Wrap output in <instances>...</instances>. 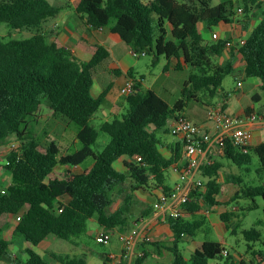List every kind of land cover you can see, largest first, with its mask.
<instances>
[{
	"label": "trees",
	"instance_id": "obj_1",
	"mask_svg": "<svg viewBox=\"0 0 264 264\" xmlns=\"http://www.w3.org/2000/svg\"><path fill=\"white\" fill-rule=\"evenodd\" d=\"M80 0L76 11L91 29L109 27L111 32L125 41L134 52L153 54L158 60L165 56L175 69L191 67L192 71L182 88V97L170 104L152 88L144 90L140 83L136 91L123 96L126 112L120 117L96 125L94 117L108 108V94L112 84L95 97L92 88L98 71L110 57V51L97 44L89 59H83L65 45L52 41L43 29L50 18L57 17L59 6L49 0H0V24L13 29L35 32L27 38H5L0 35V145L11 139L19 142V150L7 155L10 164L0 158V176L10 172L12 182L5 192L0 191V218L4 214L20 216L14 235L24 238L32 246H39L51 236L72 240L87 231L90 219H97L106 230L118 228L128 231L132 225L127 206L108 212L114 203V191L129 179L134 190L151 185H161L165 191V172L172 166H183V141L171 146L172 155L166 157L160 150L159 131L170 133L168 120L184 111L191 100L214 98L222 88L225 77L233 72V62H217L228 41L216 39L208 43L200 30L204 24L210 28L220 22L229 23L235 15L234 0ZM244 14L250 16L262 6V0H243ZM112 20H116L111 24ZM239 52L245 60L247 77H258L264 90V18L239 43ZM168 68V66H167ZM167 68L165 70H167ZM204 102V100H203ZM62 118L67 127L75 130L74 140L81 146L73 151L54 139L45 143L46 135L35 134L29 123L41 117ZM110 136L101 151L94 145L99 132ZM75 145H73L74 147ZM223 156L239 168L250 170L257 157L258 174H264V142L241 148L229 138ZM91 166L81 172L71 169L58 177L60 165L78 166L88 158ZM139 157L141 160H139ZM123 158L124 170L116 167ZM183 161V162H182ZM182 162V163H181ZM222 163H204L201 175L202 187L193 188L185 213L178 219L170 218L174 232L168 250L173 255L170 264H248L234 255H223L225 246L216 240L206 239L191 258H186L180 244L185 235L197 236L207 222L201 213L204 206L212 208L220 201L222 185L219 172ZM240 189L233 201L247 197L253 201L257 196L264 199V183L246 184L240 175L234 177ZM205 188V190H203ZM68 196V202L60 200ZM131 196L128 195L127 202ZM255 209L257 205H249ZM62 209V211H60ZM154 211L149 206L142 214ZM232 213H222L221 218L228 229ZM139 221V220H138ZM208 229H205L207 232ZM236 234L235 228L232 229ZM247 252L252 243L263 242V234L257 228L244 229ZM97 235V234H96ZM104 244V243H103ZM11 242L3 236L0 226V259L12 258V264H47L33 247L27 248L28 258L22 261L10 254ZM263 254L264 249L254 251ZM57 257L61 264H87L85 258ZM103 264H128L124 257L113 259L102 256ZM221 261L212 263L213 259ZM134 264H145V257L135 258Z\"/></svg>",
	"mask_w": 264,
	"mask_h": 264
},
{
	"label": "rangeland",
	"instance_id": "obj_2",
	"mask_svg": "<svg viewBox=\"0 0 264 264\" xmlns=\"http://www.w3.org/2000/svg\"><path fill=\"white\" fill-rule=\"evenodd\" d=\"M53 5L59 6L61 8V14L58 17L59 19L66 18V11L74 12L75 9L73 8V5L78 3L80 0H49ZM220 0H213L212 4H217ZM71 4V6H70ZM236 12V10H235ZM238 17H243V14L237 15ZM52 19H56L55 17ZM116 20H112L111 24H114ZM44 31V29H42ZM35 30L31 31L28 29H13L6 23L0 24V35L3 37L9 39V38H27L30 37ZM48 34V33H47ZM49 37H51V34H48ZM121 43L122 47L118 50V54H121V56L124 57V60L130 61L132 64H134V76L141 80L143 77V83L142 88L144 90L150 88L156 80H165L169 82L171 87H174V90L172 94H170L169 97H167V100L172 104L175 102V100H178L182 97V88L184 86L185 81L188 79L190 73L194 71L191 67H185L184 69H175L172 68V65H170L169 72H164V68L166 64L168 63V60L165 56H161L158 60L154 57L153 54H145L140 56H133L128 54V47L126 48L125 42L118 36H113ZM125 53V55H124ZM116 77L115 85H114V93L119 92V85L124 80V76L122 77ZM236 78H238V75L235 73H231L227 75L223 81L222 89L220 90L221 95L226 96L230 95L229 102H237V98L234 96V89L236 87ZM244 85V90L246 91V96L244 97L242 103L244 105H255L257 110H262L264 107V99L261 101L254 100V95L257 93H261V95L264 96V90L257 89L251 84ZM202 100L195 101L191 100L188 102V105L185 107V111L189 113H193L197 111L200 112V115L198 114L199 120H205V113L207 112V106H206V99L204 96L201 95ZM221 98L219 95L216 97V101H218ZM121 95L118 100V108L121 109ZM204 100V102H203ZM120 112V113H119ZM126 112V110H120L115 112L118 117L121 118L122 114ZM119 113V115H118ZM101 114L97 118L94 119V123L98 125L101 122ZM115 118L114 116L112 119ZM196 118V117H195ZM197 119V120H198ZM195 122V121H194ZM29 127L33 128V131L35 134L38 135H46L45 140L43 142L47 143L51 139L59 141L62 146L64 147L63 150L66 148H69L70 146L75 144L74 136H75V130L74 128L68 127V131L65 130L67 127V121L62 118H54V117H41L39 119L32 120L29 123ZM159 140L162 142L168 141L173 142L176 140V137L171 133H164L162 131H159L157 134ZM110 136L105 132H99V138L97 142L94 145L95 151H101L109 141ZM13 142V139L9 141L6 144L0 145V158L5 159L6 155L10 152V144ZM256 143L260 142V140L256 139ZM81 146L80 142H78L77 146H74L71 148L70 151H73ZM212 159L219 158V155L221 153L217 152L216 150H212ZM209 155V153H208ZM207 155V157H208ZM253 163L249 166L250 170L247 171L244 168H236V170L231 171L230 168H227V170L224 172L222 178H221V185H222V191L221 194L218 196L221 200V204L218 206L219 208L216 209L217 213H224L227 211H231L232 213L230 217V225L232 228H235L236 234L229 231L227 233L225 224L223 222H220L221 224V232H219L218 235L214 234L213 231L207 230L208 223H206L202 228H200L197 232V236L193 237L195 239L190 240L193 241V247H189L187 250V256L191 258V255L193 254V249L196 247V245H200V242L206 239L209 240H216L218 241L220 237H225L227 239V242L225 243V248L229 251L231 255H234L237 261H240L242 258H249L251 257V252H247V241L244 237L243 230L244 229H251V228H257L259 229L263 234V240H264V199L260 196H257L255 200L253 201L250 198L242 197L235 201H233V198L238 193L240 186H236V184H233L232 181L229 179L230 172H235L236 174H239L241 177H243V180L246 184L250 185H260L264 183V174H258L257 168L259 166L257 157H254ZM93 163V159L90 157L88 158L84 163L83 167L88 166L89 164ZM64 166L66 165H60L56 168L55 175L58 177H61L67 168ZM119 168H123L121 164H117ZM75 172H80L81 168L76 167L74 168ZM178 173L177 171L172 168L166 173L167 181L171 185L174 184L175 178L177 177ZM169 177L171 180H168ZM204 180V179H203ZM205 181V180H204ZM12 182V175L10 172H3L2 176L0 177V191H2L3 188H7ZM134 181L129 179L125 184L119 186L114 191V203L111 205L108 209V212H112L113 210L119 209L121 206L126 205L127 206V214L130 216L131 221H137V219H140V216L147 210V208L154 202L155 200V194H154V188L155 186L151 185L149 187H146L145 189H139L134 190L133 188ZM205 190V188H203ZM238 190V191H237ZM130 195L131 199L130 202H127V197ZM150 204V205H149ZM257 205V208L255 209H248L247 207L249 205ZM208 206H204V211H208ZM153 212V210H152ZM151 212V214H152ZM215 212V211H214ZM215 214V213H214ZM10 219V218H9ZM218 222L219 220L216 219ZM98 224L97 219L93 218L90 219L88 222L87 231L80 236L74 237L72 240H66L60 237L51 236L44 240L42 244L39 247H36L35 250L40 253L44 260L47 262V264H61L60 260L55 257L54 255H57L58 257H78V258H85L87 260V264H103L102 255L108 254V255H114L119 257L122 253V247L123 244L120 241L119 235L116 233L110 242L108 243H100L96 239L95 233L98 230ZM3 236L11 242L13 245L11 247V254L13 257L16 256V258H20L22 261H26L28 256L25 253L17 252L16 249H21L22 245L18 242L17 238L14 236L13 233L8 231L6 228L3 231ZM188 239H192L191 236L185 235ZM186 238V239H187ZM173 239V235L170 234H164L163 240L165 241L163 245H171V241ZM251 244H253L251 242ZM182 247L187 248V243L180 244ZM256 248L264 249L263 242H256L254 244ZM18 250V251H19ZM251 251V250H249ZM14 253H18V255H14ZM191 254V255H190ZM160 255L156 256L155 259L150 260V264L155 263H166L168 261L167 258L159 259ZM261 258V257H260ZM162 261V262H161ZM221 259H213L212 263L220 262ZM258 261V260H257ZM263 261V260H262ZM135 260L133 259L130 261L131 264H134ZM0 264H12V258L6 257L4 259H0Z\"/></svg>",
	"mask_w": 264,
	"mask_h": 264
},
{
	"label": "crops",
	"instance_id": "obj_3",
	"mask_svg": "<svg viewBox=\"0 0 264 264\" xmlns=\"http://www.w3.org/2000/svg\"><path fill=\"white\" fill-rule=\"evenodd\" d=\"M221 1L222 0H220L219 2H221ZM262 1H263V6L256 13H251L250 16H247L246 14L243 13V17L241 18V17L237 16L239 14L236 12L235 15L233 16L232 21L229 23L220 22L217 25H214L210 28L206 27L204 24L200 25V30L203 34V37L205 38V40L208 43L215 42L216 39L213 38V33L218 34L217 39L232 42V46L225 48L222 56H220L217 59V62H219V63H225L226 61L233 62V72L232 73H235L238 75V78H236L237 82H236V87L234 89V93H235L234 96L237 98L238 101L232 102V103L229 102L230 101L229 100L230 95L229 94L226 96L221 95V92H220V90L222 89L221 88L218 90V93L214 98L205 97L206 102H207L206 103L207 112L205 113V120H199L198 119V117H199L198 114L200 115V112L198 113L197 111H195L193 113H189L188 111L186 112L185 109L182 112L186 116H188L189 119H191L192 121H195V123L201 125L211 135H215L216 133H218V129L216 128L215 122L213 120L209 119V112L213 108H216V109L222 108L223 111L229 115L249 117L250 115L256 114L257 118L255 120H248L246 123L247 128H249L253 133L251 146H256V145L264 142V107L262 108V110H257L255 105H253V104L246 106L242 103L244 97L246 96V91L244 90V85L246 84L245 82H247L248 84H251L252 86H254L257 89H261V90H263V89L261 86L262 82H261L260 78H258V77H247L246 76L245 60H244L243 55L239 52L237 47H238L239 43L244 41V39L247 38L248 34L253 30V28L264 18V0H262ZM234 2H235V5L241 4L240 3L241 1H239V0H234ZM78 3L73 5V8L75 9L74 12H72V10L66 11V15H65L66 18H64L62 20L58 18L61 14V11H60L59 15L57 17H55L56 19H52V18L48 19L43 24V29H44L45 33L51 34L50 39L52 41L59 42V43L65 45L66 47L72 49L74 51V53H76L78 56H80L83 59H89L90 58V56L92 55V52H93L91 48H93L97 44L104 45L110 51V57L104 62V65L98 71V73L95 77V82H94L93 88H92V94L95 97H97L102 93V91L105 87H107L109 84H112V89L108 94V100L110 101L109 107L103 108L101 110V112L97 113L94 117V119H95L98 116H100V114H101V117H100L101 122L100 123H102V122L107 121V120H112V117L113 116L115 117L117 115L115 112L120 111V110H124L126 108L127 103L125 101H123L122 99L120 100V102H121V109L120 110H119L118 104H117L120 95H121V98H123V96H124L121 94V89L126 84V82L128 80L132 79L135 81L136 84L140 83L142 86L144 78L142 77L141 80L137 79L134 76V64H132L127 59L124 60V57L121 56V54H118L117 47L119 48V50L121 48H125V47H122V45L118 41V39L113 37V36H116V34L112 33L109 27H104L102 29H91L86 24L85 19L79 13H77L76 7H77ZM70 6H71V4H70ZM124 44H126V48L127 47L129 48L128 54L135 56L133 54L132 48L126 42ZM124 55H125V53H124ZM170 65H172V68H174V61H172L170 64L169 63L166 64L164 70L167 68V66H168V68L164 72H169ZM115 76H118L119 78L124 76V80L119 85V92L118 93L117 92L114 93V91H113L114 85H115L114 83L116 81ZM239 84H241V85H239ZM150 88L155 90L166 101H168L167 97H169L170 94H172V92L174 90V87H171L169 82H167L165 80H161V81L156 80V82ZM218 95H219V97L221 96V98L218 101H216L215 99ZM263 99H264V96L261 95V93H257L254 95V100H258V101L261 100L262 101ZM176 101L177 100H175V102ZM175 102H173L172 104H174ZM119 113H118V115H119ZM168 127H169V123H168ZM169 130H170V127H169ZM175 137H176V140H174L173 142H168V141L162 142L161 141L160 150L166 157H170L172 155L171 146L176 141H182V138L180 136H175ZM256 139L260 140V142L256 143L255 142ZM74 142H75L74 145L77 146L78 140L75 139ZM72 147H73V145L70 146L69 149H71ZM212 150L215 151L216 149L214 147L210 148V150L208 151L209 155L207 153L208 157L204 163H209V162L213 163L215 161L222 163L223 167L219 172V178H218L219 182L221 183V178H222L224 172L227 170V168H230L231 171H233V170L237 171L236 168L239 169V167L234 165L231 162V160L224 157L223 154H220L219 158L213 160L212 159L213 157H211V155H212L211 151ZM182 154H183V161L185 163L184 148H183ZM119 163L121 164V166L123 168H119L117 166V164H119ZM91 165H92V163L89 164L88 166H85V167H83V164L78 165V166H73V167L66 165L64 167L67 168L66 170L71 169L73 171H74V168L80 167L81 171H82L84 168L89 167ZM116 167L120 170H124L123 158L119 159L117 161ZM172 168L175 169V166H172L171 168H169L165 172L164 184L169 188L168 190H170L175 185V183L180 180V177L178 174L177 177L175 178V182L173 185H171L169 183V181H167L166 173ZM238 175L239 174H236L235 172H230L229 179L232 181L233 184H236V183H234L233 179H234V177H236ZM197 177L201 178L202 180L204 179L201 175V171L197 175ZM168 180H171V178L169 177ZM236 186L239 187L240 184H236ZM154 189H155L154 194H155V200H156L158 193L164 189L161 188V185L154 188ZM238 189H240V188H238ZM221 191H222V188H221ZM220 194H221V192H220ZM69 199L70 198L68 196L60 198V200L63 202H68ZM218 199H219V197H218ZM155 200H154V202H155ZM219 201L221 204L220 199H219ZM153 203L151 204V206H153ZM220 204H218L212 208H209L208 211H204V208L201 211V213L204 214L208 219L207 229H209L210 231H213L214 234H216V235H218L219 232H221L220 222H223L225 224V228H226L227 233L229 231L232 232V229H233V228L228 229L226 226V223L221 218L222 213L216 212V209L219 208L218 206ZM230 212L231 211H227L224 213H230ZM17 217L18 216L12 215L10 213L4 214L3 216H1L0 226L2 227L3 231L6 228L8 231H10L11 233L14 234L15 226L18 223ZM216 219H218L219 222ZM138 220L140 221L141 224H149V228H150L149 234L152 236L153 240L151 242H147V243L146 242L140 243L138 248L136 249V252L140 251V252L145 253L144 254L145 264H150L149 261L155 259V257L158 255H160L159 259L167 258L168 261L166 263H163L161 261L162 263H155V264H170L173 261V255L168 250V247L170 245H167V246L163 245V243L165 242L163 240L165 233L169 234V232H170V234H172L174 236V232L171 229L169 219L164 218V213L162 211L156 212L154 210L152 212V214H150L148 216L141 215L140 219H137V221ZM137 221H135V220L131 221L132 222L131 227L134 225V222H137ZM97 224L99 226L98 230H100V231H97L95 233V235L102 232V231H106V229L103 226H101L98 223V221H97ZM113 230H119V229L115 228ZM15 237L17 238L18 242L21 243V245H22V248L20 250L16 249L17 252H21V253L26 252L27 256H28V254H27V248L28 247H33L35 249L36 247H39L42 244L41 243L39 246H32L24 238L19 237V236H15ZM186 238L187 237L184 236L182 243H187V248H184L181 245H180V247H181L184 255L186 256V258H189L186 253H187L188 248L193 247V244H194V242L190 241V240H193L195 238H193V237H191L192 239H188V238L186 239ZM203 241L200 242V245H196V247L193 249V253L197 248L201 247ZM218 241L221 242L225 246L227 239L225 237H220V239ZM254 244L255 243L252 244V250L249 251V252H251L252 256L247 258V259H245V258H242V259L248 261L249 262L248 264H264V253L263 254L254 253V251H258L261 249L263 250V248L258 249L256 247H254L255 246ZM13 245L12 244L10 245V254H11V247ZM14 255H18V253H14Z\"/></svg>",
	"mask_w": 264,
	"mask_h": 264
},
{
	"label": "built area",
	"instance_id": "obj_4",
	"mask_svg": "<svg viewBox=\"0 0 264 264\" xmlns=\"http://www.w3.org/2000/svg\"><path fill=\"white\" fill-rule=\"evenodd\" d=\"M239 1H241V4L236 5L235 10L238 14H243L245 10L242 5L243 0ZM213 38L217 39L218 34L213 33ZM241 43H244V41ZM227 45H232V42L228 41ZM133 54L137 57L145 55V52L136 53L133 51ZM135 85L134 80H128L122 87L121 94L124 96L133 94L136 91ZM256 118V114L249 117L229 115L222 108H213L209 112V119L215 122L218 129V133L215 135L208 133L201 125L189 119L182 112L170 118L168 123L171 134L180 136L184 142L185 163L181 167L179 165L175 166L180 180L170 190H162L158 193L153 203L154 210L156 212L162 211L166 219L182 217L189 202L192 189L203 186V180L198 178L197 175L207 159V153L210 148L214 147L217 152L222 154L229 138L241 148L248 147L251 145L253 133L247 128L246 123L248 120H255ZM11 150L20 152L18 141H13L10 144ZM139 160H141L140 157ZM5 164H10L6 157ZM2 192L4 193L5 190L2 189ZM17 219L20 220L21 217L18 216ZM149 232V224H141L140 221H137L134 222V225L128 231L106 230L98 233L96 239L98 242L105 244L110 242L117 233L123 244L122 253L119 257L114 255H110V257L115 260L124 257L128 260V264H131L130 261L133 259L144 256V252L137 251V253L136 249L140 243H147L153 240ZM222 253L227 255L229 251L225 248Z\"/></svg>",
	"mask_w": 264,
	"mask_h": 264
}]
</instances>
